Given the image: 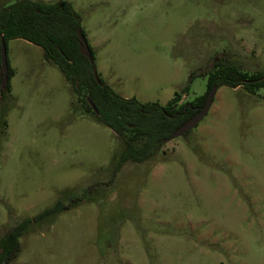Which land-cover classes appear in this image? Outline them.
Segmentation results:
<instances>
[{
    "label": "rangeland",
    "instance_id": "1",
    "mask_svg": "<svg viewBox=\"0 0 264 264\" xmlns=\"http://www.w3.org/2000/svg\"><path fill=\"white\" fill-rule=\"evenodd\" d=\"M66 1L101 82L124 98L193 101L225 56L264 72V0ZM8 59L0 254L20 251L7 264H264V87H219L194 128L115 173L121 138L76 105L43 47L11 39Z\"/></svg>",
    "mask_w": 264,
    "mask_h": 264
},
{
    "label": "trees",
    "instance_id": "2",
    "mask_svg": "<svg viewBox=\"0 0 264 264\" xmlns=\"http://www.w3.org/2000/svg\"><path fill=\"white\" fill-rule=\"evenodd\" d=\"M81 24V14L66 0L53 3L18 0L5 7L0 13V105L10 93L12 78L16 73L8 59L9 80L5 89H2L1 35L5 37L7 47L11 39H25L43 47L46 59L57 64L71 84L76 105L79 104L84 113L110 126L121 138L124 149L116 155L115 173L128 161L143 162L154 157L162 149L165 139L200 111L214 85L218 88L224 85L233 88L244 86L250 91L264 87V72L249 73L231 57L225 56L221 57L215 63V69L208 73L207 92L193 101L179 104L182 92H177L168 105L124 98L103 81L104 84L98 83L95 77V61L89 60L81 46L79 29L86 36ZM85 63L90 67L88 70L83 67ZM89 97L98 107L99 113L94 111ZM2 109L1 118L6 128L5 108ZM62 209L63 207L58 205L54 206L35 219L55 215ZM30 221L31 219L24 221L23 227ZM18 235L20 233L16 230L15 237ZM19 251L20 246L13 251L5 248L0 254V264L12 261Z\"/></svg>",
    "mask_w": 264,
    "mask_h": 264
},
{
    "label": "water",
    "instance_id": "3",
    "mask_svg": "<svg viewBox=\"0 0 264 264\" xmlns=\"http://www.w3.org/2000/svg\"><path fill=\"white\" fill-rule=\"evenodd\" d=\"M78 34L80 37L81 46L85 50L89 60L91 62H94L93 53H92V50L90 48V45H89V42H88L86 36L84 35V33L82 32L81 29H79ZM1 45H2V49H1L2 69H1V71L3 73L1 88L5 89L6 84L9 80V63H8V47H7L5 37L3 35H1ZM95 77H96L99 84H103L101 82L96 70H95ZM217 90H218V86L214 85L213 88L211 89L210 93H209V96H208V99H207L205 105L200 109V111L192 119H190L186 124H184L180 129H178L176 132H174L170 137L166 138L165 141H169L175 137L182 136V135L186 134L189 130L194 128L201 121V119L207 114V112L209 111V109H210V107L214 101ZM88 100H89L91 106L93 107L94 111L96 113H99V109L96 106V104L92 101V99L89 97Z\"/></svg>",
    "mask_w": 264,
    "mask_h": 264
},
{
    "label": "flooded vegetation",
    "instance_id": "4",
    "mask_svg": "<svg viewBox=\"0 0 264 264\" xmlns=\"http://www.w3.org/2000/svg\"><path fill=\"white\" fill-rule=\"evenodd\" d=\"M4 249H5V248H4ZM4 249H3V251H4ZM3 251H2V252H3Z\"/></svg>",
    "mask_w": 264,
    "mask_h": 264
}]
</instances>
